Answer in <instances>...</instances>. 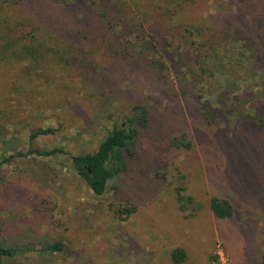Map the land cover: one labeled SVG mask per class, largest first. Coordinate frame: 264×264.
<instances>
[{
	"label": "rangeland",
	"instance_id": "obj_1",
	"mask_svg": "<svg viewBox=\"0 0 264 264\" xmlns=\"http://www.w3.org/2000/svg\"><path fill=\"white\" fill-rule=\"evenodd\" d=\"M8 41L23 53L0 55V238L29 250L6 262L173 264L184 247L186 264H264V201L235 184L264 167L249 150L264 116V0H0ZM137 105L149 122L96 194L71 154L94 152ZM40 128L54 132L31 138ZM182 133L189 151L172 143ZM181 185L194 210H180ZM213 190L235 196L233 218L212 214ZM54 241L63 251L43 250Z\"/></svg>",
	"mask_w": 264,
	"mask_h": 264
},
{
	"label": "trees",
	"instance_id": "obj_2",
	"mask_svg": "<svg viewBox=\"0 0 264 264\" xmlns=\"http://www.w3.org/2000/svg\"><path fill=\"white\" fill-rule=\"evenodd\" d=\"M14 42L15 41H8V43H2L0 45V55L9 52L7 54L9 58H18L22 56L23 52L11 48ZM24 52L31 53V49L27 47ZM4 58V56H0V60ZM203 108H205V112L208 111L205 105H203ZM134 109L136 112L134 116L127 118L121 125H114L94 152L71 154L73 167L96 194L101 195L105 193L108 182L126 168L127 155L132 153V145L137 139L139 127H145L149 122L150 110L147 106L137 105ZM206 113L208 116H212L211 112ZM254 119H256V127L260 129V135L258 134L259 137L255 143L251 142L252 148L250 147L249 150L255 151L259 159L264 163V116L259 115ZM53 132L54 129L52 128H40L31 134V138ZM172 143L177 148H182L186 151L191 150L193 147V141L186 133H182L180 137L173 138ZM28 151L36 155L53 156L62 152V149L59 147L51 149L30 148ZM256 166L258 165L256 164ZM262 166H264V164ZM263 168L264 167H262L258 173L253 171V174L250 172L245 174L243 172L239 175V181H235V184L238 192H241V198H245L244 193H246L247 190L252 191L257 188L260 192L255 195V198L260 200V202L264 201V189H261L262 187L264 188ZM217 192L218 190H213V194L209 195L207 199L208 208L218 220L233 218L236 215L235 196H224L217 194ZM175 197L182 211L194 210L195 207L199 205L194 195L186 192L184 185L175 188ZM239 200L242 199L239 198ZM247 210L250 211L249 208H247ZM123 211H126V213L131 212V210L126 207H118L116 210L119 214ZM63 249L64 244L61 241L45 243L43 247L44 251L49 252H60L63 251ZM27 250H29V248L6 243L0 238V264H14L6 262L4 259L9 257L17 258L19 255H23ZM212 258L217 260L218 255ZM170 259L173 264H186V249L184 247L173 248L170 251Z\"/></svg>",
	"mask_w": 264,
	"mask_h": 264
}]
</instances>
